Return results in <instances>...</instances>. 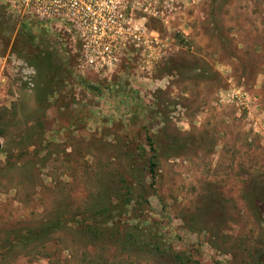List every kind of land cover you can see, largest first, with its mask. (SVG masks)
<instances>
[{
	"label": "rangeland",
	"instance_id": "1",
	"mask_svg": "<svg viewBox=\"0 0 264 264\" xmlns=\"http://www.w3.org/2000/svg\"><path fill=\"white\" fill-rule=\"evenodd\" d=\"M134 2L99 76L0 0V264H258L264 0Z\"/></svg>",
	"mask_w": 264,
	"mask_h": 264
},
{
	"label": "built area",
	"instance_id": "2",
	"mask_svg": "<svg viewBox=\"0 0 264 264\" xmlns=\"http://www.w3.org/2000/svg\"><path fill=\"white\" fill-rule=\"evenodd\" d=\"M6 3L20 18L67 35L75 47L79 67L94 75L111 76L121 59L139 51L144 43L145 27L134 12V0H6ZM240 98L246 100L244 94Z\"/></svg>",
	"mask_w": 264,
	"mask_h": 264
},
{
	"label": "trees",
	"instance_id": "3",
	"mask_svg": "<svg viewBox=\"0 0 264 264\" xmlns=\"http://www.w3.org/2000/svg\"><path fill=\"white\" fill-rule=\"evenodd\" d=\"M42 56H44V54H42ZM58 54H55V57H57ZM48 59V61H46L48 64H51L52 63V60L54 59V56L50 53L48 55V57H46ZM59 64H60V61H59ZM61 65V64H60ZM50 71H53L55 69H49ZM47 85H49V83H47ZM52 89V88H50ZM154 166V165H153ZM48 228V227H46ZM52 230V229H51ZM48 231H50V229H43L42 231H39V230H35V231H32V232H29L23 236H20L18 237V241L19 242H23L25 244H28L30 242H32L33 240H35L36 238L39 239V238H42L44 235H46V233H48ZM155 248H159L158 246H155ZM257 259H258V264H264V248L261 250V252L259 253V255L257 256ZM176 260H180L179 258H176Z\"/></svg>",
	"mask_w": 264,
	"mask_h": 264
}]
</instances>
